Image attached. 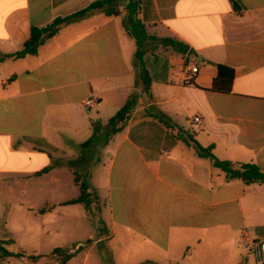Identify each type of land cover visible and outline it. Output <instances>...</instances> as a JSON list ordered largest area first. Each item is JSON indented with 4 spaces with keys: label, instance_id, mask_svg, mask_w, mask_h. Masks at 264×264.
I'll use <instances>...</instances> for the list:
<instances>
[{
    "label": "crops",
    "instance_id": "1",
    "mask_svg": "<svg viewBox=\"0 0 264 264\" xmlns=\"http://www.w3.org/2000/svg\"><path fill=\"white\" fill-rule=\"evenodd\" d=\"M95 1L0 0V53L22 50L33 26ZM141 1L151 35L188 46L144 57L152 98L136 85L137 46L122 23L129 0H118L120 16L92 14L38 55L0 62V233L20 251L39 252L65 229V203L80 194L71 172L78 168L105 192V239L141 263L249 264L247 253L264 241V183L228 181L184 139L264 174V0ZM191 63L200 69L193 78ZM216 64L234 70L230 93L213 90ZM132 94L137 105L100 162H82L92 122L106 123ZM70 184L79 194L67 198ZM78 217L89 220L86 211Z\"/></svg>",
    "mask_w": 264,
    "mask_h": 264
},
{
    "label": "trees",
    "instance_id": "2",
    "mask_svg": "<svg viewBox=\"0 0 264 264\" xmlns=\"http://www.w3.org/2000/svg\"><path fill=\"white\" fill-rule=\"evenodd\" d=\"M126 14L123 18V26L130 37H132L137 46L135 54L134 66L136 70V85L142 88L144 94L152 98V79L150 72L145 64L144 57L158 48L171 49L180 54L188 52V46L175 38H160L151 35L144 21L139 17L142 12L141 0H129L124 8ZM103 13L106 16H120L118 0H98L88 6L71 13L66 16L55 18L50 24L43 28L33 26L30 30L29 37L24 43L22 50L13 54L0 53V62L9 59H22L26 56L38 55L39 49L49 40L57 36L62 28L79 22L92 14ZM217 67V76L214 79L213 90L221 93H230L232 91L234 81V70L223 65H215ZM12 79L9 80V82ZM138 95L132 94L129 96L125 105L106 123L97 120L92 122L91 137L79 145L80 159L85 162L89 157L98 156L101 150L106 147L111 140L119 132L123 130L132 112L137 105ZM159 117V116H156ZM186 144L192 146L198 156L208 158L213 162V165L220 169L230 180H242L246 184L264 183V174L261 173L258 166L253 163H233L230 161H223L218 159L213 153V147L201 146L191 135L189 139H184ZM100 157V156H99ZM100 158H97V163ZM51 167H48L38 174L48 172ZM74 182L79 189V196L76 199L67 201L66 205L82 204L86 208L89 219L93 222L91 214L92 206L100 202V196L97 189L89 184L90 172L88 170H81L78 168H71ZM97 207V206H96ZM100 208V207H97ZM45 209L41 210V212ZM91 240L88 241V244ZM16 240L13 238L0 239V264H5L9 259H30L32 261L52 259V263L45 264H67L77 252L83 250L82 245L74 244L65 247L56 248L51 255H29L24 251L13 252L8 249L9 246H15ZM143 264H159L148 261Z\"/></svg>",
    "mask_w": 264,
    "mask_h": 264
},
{
    "label": "rangeland",
    "instance_id": "3",
    "mask_svg": "<svg viewBox=\"0 0 264 264\" xmlns=\"http://www.w3.org/2000/svg\"><path fill=\"white\" fill-rule=\"evenodd\" d=\"M99 156L100 154L97 156V158H100ZM88 181L92 186L90 180ZM98 193L100 196V202L96 205H93L91 210L93 222L90 219L88 220L82 218L73 220V216L79 218L78 216L80 213L81 215L85 213L86 208L84 205H67L65 206L67 209V213L65 214L67 219L66 223L64 224L65 229L59 235H53L50 239H48V244H45L42 248H40V251L36 254L33 253L34 251L32 249H26L27 254L48 256L51 255V253L56 248L80 243L83 246V250L77 252L67 264H143L148 262L144 261L141 263L142 257H136L133 253H126V251L117 243L116 239L111 241H107L105 239V237L112 232L110 208L107 206V200L104 198L106 196L105 192L99 191ZM73 194L78 195L79 192L74 184H70L67 186V198H72L75 196ZM3 196L6 197L5 194ZM96 206L100 208H97ZM90 235L92 236L91 238H89ZM3 238L4 235L0 233V239ZM89 240H91V242L88 244ZM8 249L13 252L20 251V248L16 245L9 246ZM247 256L249 258V264H255V256L249 252L247 253ZM9 262L10 264H45L52 263L53 260L48 259L35 262L27 258H12L9 260Z\"/></svg>",
    "mask_w": 264,
    "mask_h": 264
},
{
    "label": "built area",
    "instance_id": "4",
    "mask_svg": "<svg viewBox=\"0 0 264 264\" xmlns=\"http://www.w3.org/2000/svg\"><path fill=\"white\" fill-rule=\"evenodd\" d=\"M199 66L197 63H191L186 66V73L190 78L196 77L199 74ZM91 101H87V105H90ZM195 121L199 122L200 119L196 118ZM254 255L256 260L260 264H264V241H257L253 245Z\"/></svg>",
    "mask_w": 264,
    "mask_h": 264
}]
</instances>
